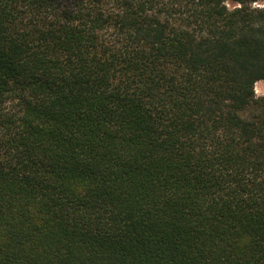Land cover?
Returning <instances> with one entry per match:
<instances>
[{"label":"trees","instance_id":"16d2710c","mask_svg":"<svg viewBox=\"0 0 264 264\" xmlns=\"http://www.w3.org/2000/svg\"><path fill=\"white\" fill-rule=\"evenodd\" d=\"M227 1L0 0V264H264V8Z\"/></svg>","mask_w":264,"mask_h":264},{"label":"rangeland","instance_id":"374dc122","mask_svg":"<svg viewBox=\"0 0 264 264\" xmlns=\"http://www.w3.org/2000/svg\"><path fill=\"white\" fill-rule=\"evenodd\" d=\"M258 2L264 3V0H259ZM227 4L230 8H233L236 5V2L229 0V1H227ZM255 92H256L257 96L264 94V79L256 82Z\"/></svg>","mask_w":264,"mask_h":264},{"label":"clouds","instance_id":"9594fccd","mask_svg":"<svg viewBox=\"0 0 264 264\" xmlns=\"http://www.w3.org/2000/svg\"><path fill=\"white\" fill-rule=\"evenodd\" d=\"M253 7L264 8V3H259L258 0H254Z\"/></svg>","mask_w":264,"mask_h":264}]
</instances>
